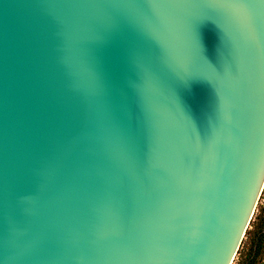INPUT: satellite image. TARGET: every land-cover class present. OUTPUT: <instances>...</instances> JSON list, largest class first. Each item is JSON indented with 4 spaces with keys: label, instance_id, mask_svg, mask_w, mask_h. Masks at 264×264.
<instances>
[{
    "label": "water",
    "instance_id": "water-1",
    "mask_svg": "<svg viewBox=\"0 0 264 264\" xmlns=\"http://www.w3.org/2000/svg\"><path fill=\"white\" fill-rule=\"evenodd\" d=\"M264 192V0H0V264H234Z\"/></svg>",
    "mask_w": 264,
    "mask_h": 264
},
{
    "label": "trees",
    "instance_id": "trees-1",
    "mask_svg": "<svg viewBox=\"0 0 264 264\" xmlns=\"http://www.w3.org/2000/svg\"><path fill=\"white\" fill-rule=\"evenodd\" d=\"M261 211L260 216L251 224L252 230H248L246 235L250 239V246L245 252L239 250L241 259L237 264L264 263V208Z\"/></svg>",
    "mask_w": 264,
    "mask_h": 264
},
{
    "label": "rangeland",
    "instance_id": "rangeland-1",
    "mask_svg": "<svg viewBox=\"0 0 264 264\" xmlns=\"http://www.w3.org/2000/svg\"><path fill=\"white\" fill-rule=\"evenodd\" d=\"M262 208H264V192H263V194L261 196V199H260L259 204L257 206V210H256V213L254 215V218H253L252 222H254L258 216H260V214L262 212L261 211ZM251 224H253V223H251ZM248 230H252V227L250 226V228ZM249 246H250V239H248V236H247L243 240L242 246L240 248L241 252H245L246 249L249 248ZM240 259H241V256L238 254L237 257H236V259H235V261H234V264H237L240 261Z\"/></svg>",
    "mask_w": 264,
    "mask_h": 264
}]
</instances>
